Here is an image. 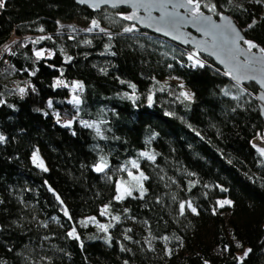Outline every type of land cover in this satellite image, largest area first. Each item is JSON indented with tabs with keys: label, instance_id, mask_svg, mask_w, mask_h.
<instances>
[{
	"label": "trees",
	"instance_id": "1",
	"mask_svg": "<svg viewBox=\"0 0 264 264\" xmlns=\"http://www.w3.org/2000/svg\"><path fill=\"white\" fill-rule=\"evenodd\" d=\"M205 4L216 5L215 16L231 14L264 48V0ZM131 14L75 0H5L0 8V48L17 37L8 63L0 60V264H31L26 243L71 264H264V156L252 143L264 137L258 86L237 85L200 53L205 66H193L195 49L122 19ZM74 20L99 27L60 30ZM36 149L47 171L33 161ZM139 151L155 157L140 156L144 195L117 201L118 180L129 177L121 169ZM101 156L108 167L97 172ZM224 200L231 204L221 207ZM90 217L113 227L104 232Z\"/></svg>",
	"mask_w": 264,
	"mask_h": 264
},
{
	"label": "snow or ice",
	"instance_id": "2",
	"mask_svg": "<svg viewBox=\"0 0 264 264\" xmlns=\"http://www.w3.org/2000/svg\"><path fill=\"white\" fill-rule=\"evenodd\" d=\"M80 2H85V0H80ZM257 2H261V0H257ZM108 4L111 3L113 7L117 4H128L133 9H141L143 8L147 13V18L139 17L136 15L134 11L131 15H124L122 19L124 20H139L141 23L145 22V19L148 21H154L157 25L156 30L165 32L166 35H171L173 33H179V29L182 26L187 24H191L194 28L198 31L202 32L205 37H211V41H193L197 48H203L205 51L210 50V54L214 55L219 59L220 63L226 66L225 75L231 76L239 85L240 81L243 80H257L261 87H264V77H262V69L258 68V65H264V48H260L258 45L253 43L252 41L246 40L240 32L235 28L232 24L231 20L221 16V19L225 21L224 24H217L215 23L210 16H206L203 11H201V0H98V2L93 3L92 7L97 8L100 4ZM169 5L171 6L172 11H168ZM5 6V0H0V8ZM204 8H207L211 12H215L216 5H203ZM159 10L161 11L162 15L158 20L151 16L152 10ZM178 9H184V14L181 15ZM255 21L249 27H253ZM151 26V25H150ZM99 24L97 21H92V27L88 29V31H92L93 28H98ZM42 30V29H41ZM104 31V29H100ZM135 30V25L132 27H126L124 29L125 32H133ZM176 39H180V35L175 36ZM40 39H44L41 37ZM50 39V37H49ZM188 43V40L184 41ZM242 42V43H241ZM246 45L247 47H243ZM257 49L258 55L254 53L252 50ZM36 57L39 59L41 58L44 53L42 51L35 52ZM198 52H194L189 54L188 59L194 61L193 66L204 67V63L197 59ZM240 57H243L241 60ZM68 59H71L70 57ZM31 75H35V72H32ZM57 84H63V81H57ZM66 86V85H65ZM76 87L82 88V85H76ZM182 87V86H181ZM34 90V89H33ZM243 92L244 90L241 89ZM18 92L21 96L26 93V88L18 86ZM227 94V93H226ZM182 96L185 99H191V95L187 92H182ZM74 102L79 103V98L74 97ZM259 100L264 101V94L258 97ZM149 100L151 98L149 97ZM2 103V101H0ZM49 107H51V101H49ZM59 122V121H58ZM85 127H96L97 135H100L99 127L84 122ZM71 121L68 122L65 126H70ZM4 137L0 136V142L4 141ZM264 140V137H261ZM253 147L257 148V151L264 156V148L257 147L255 144ZM140 156L145 157L149 160H154L155 157L153 155H149L147 152L140 153ZM38 158L34 154L33 160L36 161ZM130 164L131 169L139 170V163L136 160H131L128 162ZM43 168L44 171H47V168H44L43 162L41 161L39 165ZM108 167V163L105 157L101 156L99 162L94 166V170L97 172H104L105 169ZM121 171H126L127 175L131 177L130 181H121L117 183L116 191L117 195L114 197L115 200L121 201L126 197H132L133 191H138L140 198L144 195V189L142 181L148 179L147 176L143 174V172H138L134 174L127 166L121 169ZM135 198V197H133ZM59 199V197H57ZM221 207L225 204L230 205L231 201L224 200L218 202ZM109 205H105L103 209H101V215L108 214ZM188 207L191 208L192 212L195 213L196 209L192 207L191 203L188 202ZM185 208V204H180L181 214H183ZM65 215H68L67 210L65 209ZM71 219V217H69ZM89 220L96 222L95 217L88 218ZM112 219L119 221V216H114ZM87 220L82 221L81 223L83 226H87ZM97 227L107 232L108 228L113 227L112 224H100L98 222ZM130 231V229H129ZM70 237L75 239H79V236L75 234V229L68 233ZM123 250V249H122ZM251 251L249 249L244 253V256L248 255V252ZM241 261L243 257L240 258Z\"/></svg>",
	"mask_w": 264,
	"mask_h": 264
},
{
	"label": "water",
	"instance_id": "3",
	"mask_svg": "<svg viewBox=\"0 0 264 264\" xmlns=\"http://www.w3.org/2000/svg\"><path fill=\"white\" fill-rule=\"evenodd\" d=\"M76 3H78L79 5L82 6H87L89 8H92L94 11L98 12L100 11L102 8H110V9H115V8H126L129 9L132 13L135 11L136 15L139 17H145L147 18L148 13L143 9H133L130 5L128 4H117L115 7L112 6L111 3L108 4H103L101 3L99 7L94 8L92 7L93 3L98 2V0H85V2H80V0H75ZM168 11H172L171 6L169 5ZM178 11L180 12L181 15L184 14V9H178ZM204 12V14L206 16H210L212 18V20L217 23V24H224L225 21L223 19H221V16L231 20L232 24L235 26V28L240 32V35H242L246 40H247V36L246 33L244 32V30L240 27V25L237 23V21L235 20V18L229 14V13H222L219 16H215L213 13H211L207 8H204L201 10ZM162 15L161 11L159 10H152L151 11V16L156 18V20H158L160 18V16ZM133 22L135 24H137L140 28H142L143 30H146L156 36H160L163 37L169 41H172L175 44L181 45L183 47H191L193 49H195L198 53L210 58L217 66H219L220 68H222L224 70V72H226V66L222 63H220L219 59H217L216 56L211 55L210 54V50L209 51H205L203 48L198 49L196 44L193 41H211V37H205L204 34L200 31H198L196 28H194L191 24H187L185 26L180 27L179 29V33H173L171 35H166L165 32L162 31H157L156 30V23L154 21H148L147 19H145V22L141 23L139 20H133ZM151 25V26H150ZM176 35H180L181 38L180 39H176L175 36ZM188 40V43H185L184 41ZM242 43V42H241ZM243 47H247L246 45H243ZM254 53H256L257 55L259 54L257 52V49H253L252 50ZM240 59L242 60L243 57H240ZM258 68L262 69V77H264V65H258ZM229 77V79H231V81H233L234 83L237 84V82L229 75H227ZM248 83H254L258 86L259 91L257 94V100H258V105L260 108V112H261V116L264 120V101H261L258 99V97L262 94H264V87H261L260 83L257 80H243L240 81L239 85H244V84H248Z\"/></svg>",
	"mask_w": 264,
	"mask_h": 264
},
{
	"label": "rangeland",
	"instance_id": "4",
	"mask_svg": "<svg viewBox=\"0 0 264 264\" xmlns=\"http://www.w3.org/2000/svg\"><path fill=\"white\" fill-rule=\"evenodd\" d=\"M71 26L85 28V27H88L90 25L89 24H83L81 22H78V21L74 20V21H70V22H67V23L60 24L59 28H60L61 31H63V30L69 29ZM13 38H16V36H14ZM190 54H192V53H190ZM198 55H199V53H198ZM197 59L202 61V59L199 56H197ZM190 61L194 65V61L193 60H190ZM165 81L166 82H171L172 81V82L178 83L180 86H182L183 92L189 93L191 95V99L193 98V94H192L191 90L184 84V82L181 79L170 78V79H167ZM76 85H81V81L75 80L74 84L72 86L76 87ZM72 97H76V96H72ZM142 152L143 151H139V153H138L139 156H137L136 158H132V160H136L139 163V161H140V153H142ZM147 153H149V155H152L150 152H147ZM34 154L38 158L36 161L33 160L35 162V164L39 165V163L42 161L44 168H47L48 166H47L45 160L40 155L38 149H36L33 152V156H34ZM129 170H131L134 174H137V175H138V172H143V174L145 175L144 171L140 167H139V170H137V169H129ZM123 180L124 181H130L131 177L121 176L119 178L118 182H121ZM142 184H143V189H144V192H145L146 189H145V186H144V180L142 181ZM134 191H133V193H134ZM106 221H107V219H102V220H99V221H96V222H98L100 224L108 225ZM96 222H93V223H95L97 225ZM248 250L249 249H245L243 251L238 252L239 259L241 257L244 258L245 257L244 253L246 251H248ZM21 254H22L23 258L26 261H30L31 264H71L63 255L58 254V253H50V252H46V251H38L33 245H31L29 243H26V245L23 246V248L21 250Z\"/></svg>",
	"mask_w": 264,
	"mask_h": 264
},
{
	"label": "built area",
	"instance_id": "5",
	"mask_svg": "<svg viewBox=\"0 0 264 264\" xmlns=\"http://www.w3.org/2000/svg\"><path fill=\"white\" fill-rule=\"evenodd\" d=\"M90 26L85 27L83 29H88ZM17 38V37H16ZM20 40L28 39V36H20ZM15 38H12L8 43L4 44L2 48H0V60L3 58L5 62L8 63V55L11 54L14 50ZM253 145L255 144L257 147L264 148V140L261 139V135H257L256 138L252 141Z\"/></svg>",
	"mask_w": 264,
	"mask_h": 264
},
{
	"label": "flooded vegetation",
	"instance_id": "6",
	"mask_svg": "<svg viewBox=\"0 0 264 264\" xmlns=\"http://www.w3.org/2000/svg\"><path fill=\"white\" fill-rule=\"evenodd\" d=\"M201 10H202V7H201Z\"/></svg>",
	"mask_w": 264,
	"mask_h": 264
}]
</instances>
